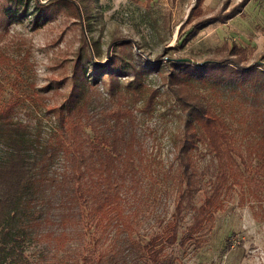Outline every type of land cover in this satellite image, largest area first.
Here are the masks:
<instances>
[{
    "label": "rangeland",
    "instance_id": "374dc122",
    "mask_svg": "<svg viewBox=\"0 0 264 264\" xmlns=\"http://www.w3.org/2000/svg\"><path fill=\"white\" fill-rule=\"evenodd\" d=\"M67 3L76 13L64 0H0V52L5 58L0 61V108L7 102L17 103L8 118L46 138L56 128L46 106H61L70 95L78 52H86L91 61L85 63L82 76L76 79L84 87L93 84V65L113 56L117 58V71H122L119 82L123 92L134 79L133 67L143 68L144 82L157 93L149 107L146 99L150 91L134 105L136 145L141 158L137 159L138 175L125 194V205L133 236L145 242L161 231L159 219H169L173 211L176 166L171 163L183 136L181 107L170 88L162 84L160 73L169 74L173 63L189 64L198 70L207 61L231 60L237 62L240 71L252 70L253 78L263 82L264 0ZM122 42L129 43L130 57L119 52L118 44ZM240 71L238 77L242 76ZM106 72L97 86L110 100ZM238 79L219 86L196 83L189 87V93L221 116L246 157L248 143H254L263 133L264 90L259 83L254 87L249 80ZM33 94L39 98L37 103L29 98ZM194 160L199 169H209L195 198L198 205L212 171L211 155L201 142ZM222 198L224 207L215 213L214 225L204 235V242L166 247L161 261L264 264V188L245 184L243 188L228 189ZM189 223L187 214L179 234ZM73 247L55 252L42 239L30 245L27 254L32 264H81L74 257Z\"/></svg>",
    "mask_w": 264,
    "mask_h": 264
},
{
    "label": "trees",
    "instance_id": "16d2710c",
    "mask_svg": "<svg viewBox=\"0 0 264 264\" xmlns=\"http://www.w3.org/2000/svg\"><path fill=\"white\" fill-rule=\"evenodd\" d=\"M64 3L73 10L67 0ZM118 45L119 52L130 57L129 43ZM116 59L95 63L93 84L84 87L76 79L91 61L86 52H78L73 64L75 82L65 103L46 109L44 105L56 123L46 138L8 118L17 103L7 102L0 108V264H32L27 248L42 239L55 252L73 245L81 264H170L160 260L164 249L189 242L201 245L214 225L215 213L224 207L222 196L228 189L245 184L264 188V127L260 138L248 143L244 157L221 116L189 93L196 83L219 86L236 78L249 80L254 87L259 83L264 90V81L257 82L254 71H240L231 60L207 61L198 70L173 63L169 74L160 73L183 114V136L171 163L176 166L173 211L169 219H159V233L145 242L134 237L125 205L141 158L134 105L150 91L149 107L157 92L144 82L146 71L137 67L123 92ZM0 61H5L1 52ZM105 71L110 100L97 86ZM238 71L242 76L238 77ZM29 98L33 103L39 100L37 94ZM199 142L211 155L212 171L197 205L195 198L209 170L195 164ZM187 214L190 223L179 234Z\"/></svg>",
    "mask_w": 264,
    "mask_h": 264
}]
</instances>
